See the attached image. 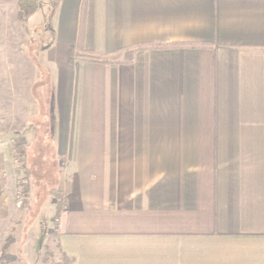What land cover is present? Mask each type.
I'll use <instances>...</instances> for the list:
<instances>
[{
    "label": "crops",
    "instance_id": "crops-1",
    "mask_svg": "<svg viewBox=\"0 0 264 264\" xmlns=\"http://www.w3.org/2000/svg\"><path fill=\"white\" fill-rule=\"evenodd\" d=\"M39 1L23 23L0 1L35 46L9 69L0 15V127L9 94L8 140L62 170L19 213L0 134V252L11 237L16 264H264V0Z\"/></svg>",
    "mask_w": 264,
    "mask_h": 264
},
{
    "label": "rangeland",
    "instance_id": "rangeland-1",
    "mask_svg": "<svg viewBox=\"0 0 264 264\" xmlns=\"http://www.w3.org/2000/svg\"><path fill=\"white\" fill-rule=\"evenodd\" d=\"M5 6L8 9H10L11 7L10 5H5ZM4 8H3V11H5ZM0 15L6 16L7 29L5 30L6 31L5 47H6V56L8 57V68L11 69V64H12L13 59L15 60L20 59L19 62H22V64L23 62L24 63L28 62L27 58L28 56L31 57L30 52L33 51L35 46L32 44H22V42L24 41V34H25L24 31L25 30H22L21 28H19L18 23L13 22L14 20L13 14L9 12L7 15L5 12H0ZM28 24L29 23H27V25ZM21 59L23 61H21ZM9 79L10 78L8 77L7 78L8 84L6 87L8 93H10L11 91L10 89L11 84H10ZM5 81H6L5 69L3 71V67L0 65V86L2 85V83H5ZM0 96H1V93H0ZM7 98H8L7 108L3 109L4 115L2 116L3 126L1 125V127L3 130L0 131V134L2 135L6 134L4 135V139H6L5 142H6V145L8 146V151H10L11 157H12V158L11 157L9 158V162H10V165L13 166V169H14V171H12L14 172L12 175L14 179L13 181L14 183L18 184V186L16 184L17 193L15 195V202L18 199L22 200L21 206L18 207L19 209H17V211L21 213L22 212L21 209L25 207L26 201L28 198V196L27 197L24 196L21 192L22 179H23V176L26 175V171H27L26 168H24V165L25 167H27L28 173H29L28 183L35 186L36 195H37V198L35 199V201H41L42 199L46 198V195H47L46 190L49 189L51 185H54L58 182V178L61 175L62 168L58 165V161L55 157L46 158V155L43 154L45 152L41 153L40 151H37V150H28L26 152V155L29 157L27 158L25 157V159L24 158L22 159L19 156L20 155V152H19L20 144L15 141L8 140V139L15 138L14 134H13L14 136L10 135V131L12 129H16L20 127L19 125H16L17 124L16 122L20 121V119L18 118H19V115L21 116L22 114H21V110H12L10 108V95L9 94H7ZM4 105H6V101L4 102ZM37 143H38V140H37ZM40 154H43V155H40ZM22 163L24 164L23 167H22ZM17 177L19 179H16ZM28 202H30V200H28ZM52 208H53L52 205L45 204L44 206L45 214L48 213V211H51ZM51 213H53V210ZM54 226L55 225L52 222V217H51L50 227L54 228ZM1 254L2 252H0V255ZM6 254L10 255L8 254L7 251H6ZM7 264H16V261L15 259L10 260L8 261Z\"/></svg>",
    "mask_w": 264,
    "mask_h": 264
},
{
    "label": "trees",
    "instance_id": "trees-1",
    "mask_svg": "<svg viewBox=\"0 0 264 264\" xmlns=\"http://www.w3.org/2000/svg\"><path fill=\"white\" fill-rule=\"evenodd\" d=\"M16 4L18 7L16 17H17L18 21L23 23V22L27 21L28 18L38 10L39 5H40V1L39 0H16ZM153 47H156V46H137L135 49L140 50V49H147V48H153ZM102 62H107V60H102ZM19 156L22 159L23 158L25 159V157L27 158V155L25 154L24 150L20 151ZM23 165L24 164L22 163V167H23ZM24 168H26L27 171H26V175L23 176V179H22L21 192L24 196L27 197L28 196V188H29L28 187L29 186V183H28L29 173H28V169H27V167H25V165H24ZM11 241H12V238L8 237L4 243L3 251H2V254L0 255V264H7L8 261L16 259L14 256L6 254V249L9 246V244L11 243Z\"/></svg>",
    "mask_w": 264,
    "mask_h": 264
},
{
    "label": "built area",
    "instance_id": "built-area-1",
    "mask_svg": "<svg viewBox=\"0 0 264 264\" xmlns=\"http://www.w3.org/2000/svg\"><path fill=\"white\" fill-rule=\"evenodd\" d=\"M21 204H22V200L18 199V200L16 201V206H17V207H20Z\"/></svg>",
    "mask_w": 264,
    "mask_h": 264
}]
</instances>
